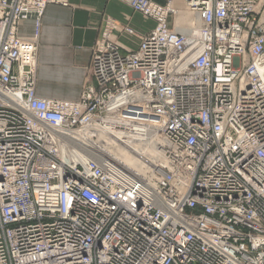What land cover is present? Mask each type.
Returning a JSON list of instances; mask_svg holds the SVG:
<instances>
[{
    "label": "built area",
    "instance_id": "obj_1",
    "mask_svg": "<svg viewBox=\"0 0 264 264\" xmlns=\"http://www.w3.org/2000/svg\"><path fill=\"white\" fill-rule=\"evenodd\" d=\"M125 1L155 28L107 17L72 101L19 34L68 1L0 0V264H264V0ZM145 141L144 175L102 153Z\"/></svg>",
    "mask_w": 264,
    "mask_h": 264
},
{
    "label": "crops",
    "instance_id": "obj_2",
    "mask_svg": "<svg viewBox=\"0 0 264 264\" xmlns=\"http://www.w3.org/2000/svg\"><path fill=\"white\" fill-rule=\"evenodd\" d=\"M67 1L49 3L40 26L33 18L25 19L19 34L25 38L38 34L37 95L77 101L89 78L92 49L104 20L112 17L117 21L113 38L124 52L136 49L156 21L135 11L125 0ZM191 21L179 14L176 27L188 28ZM123 26L131 30L125 31Z\"/></svg>",
    "mask_w": 264,
    "mask_h": 264
},
{
    "label": "bare ground",
    "instance_id": "obj_3",
    "mask_svg": "<svg viewBox=\"0 0 264 264\" xmlns=\"http://www.w3.org/2000/svg\"><path fill=\"white\" fill-rule=\"evenodd\" d=\"M179 15V14H178ZM195 20H193V24H191L188 28H177L176 20L175 27L183 32L190 33L193 29L198 28V17L193 15ZM177 18V17H176ZM102 153L106 156H111L118 159L123 165L132 169L134 172L138 174H146L147 173V161L149 158L157 157L158 150L150 141H145L143 143H134L131 147H122L116 149H102Z\"/></svg>",
    "mask_w": 264,
    "mask_h": 264
},
{
    "label": "rangeland",
    "instance_id": "obj_4",
    "mask_svg": "<svg viewBox=\"0 0 264 264\" xmlns=\"http://www.w3.org/2000/svg\"><path fill=\"white\" fill-rule=\"evenodd\" d=\"M179 14H181L182 16H184L185 17V19H190V21H191V23H190V25L191 24H193L192 22H193V20H195V18H194V16L193 15H195L194 14V12H193V10H191L190 8H186V7H182V9L180 10V13ZM176 19V18H175ZM175 19H173L172 18V23L174 24V22H175ZM151 158H152V156H151ZM150 158V159H151Z\"/></svg>",
    "mask_w": 264,
    "mask_h": 264
}]
</instances>
